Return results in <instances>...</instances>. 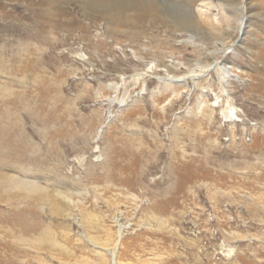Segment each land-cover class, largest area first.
Segmentation results:
<instances>
[{"label": "rangeland", "instance_id": "1", "mask_svg": "<svg viewBox=\"0 0 264 264\" xmlns=\"http://www.w3.org/2000/svg\"><path fill=\"white\" fill-rule=\"evenodd\" d=\"M176 1L199 32L0 0V174L42 197L0 192V264H264V0Z\"/></svg>", "mask_w": 264, "mask_h": 264}, {"label": "bare ground", "instance_id": "2", "mask_svg": "<svg viewBox=\"0 0 264 264\" xmlns=\"http://www.w3.org/2000/svg\"><path fill=\"white\" fill-rule=\"evenodd\" d=\"M81 2L82 6L81 4H79V6L82 7L83 11L89 13H99L101 14L100 16L104 14L107 16V23H112L120 20L119 18L121 15V17L123 18V24L126 25L144 23L148 20V22L172 25L174 28L173 32L176 30H179L181 32L195 31V33L200 31V29L198 28L200 23L199 18H197V15H195L193 10L185 2H177L176 0H81ZM123 14H125V16ZM195 51L198 56L202 52L201 49H196ZM208 56V54H205V58H207ZM191 59L193 60V57ZM196 60L198 61L199 58H197ZM206 63V65H209V62L206 61ZM200 66L201 65H198L197 67ZM166 67L171 69L172 65H168ZM4 133H10L8 128L3 127L0 130V151L5 148H9L13 142L12 136H5ZM35 190L36 187H30V184L24 183L23 181H20L15 177H8L4 174H0V192L1 195L4 196L5 200L8 201V205L10 206V208L17 207L16 200H26V203L29 206L32 205L33 207H37L42 197L34 195L33 191ZM28 194H30L31 196H28ZM61 198L67 199L68 195L63 194ZM14 200L16 203H14ZM9 213L13 214L12 212ZM10 219L7 217L1 218L0 222H2L3 224L6 223V225L10 222H16L14 215ZM20 223L22 224V222ZM27 230L34 231L33 233L43 231L42 229L39 230V228H37L36 226H31V228ZM5 243L0 242V245H2V247H6ZM12 260H14V258L8 260V262Z\"/></svg>", "mask_w": 264, "mask_h": 264}]
</instances>
